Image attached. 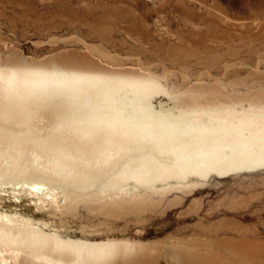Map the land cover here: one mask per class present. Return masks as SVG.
Listing matches in <instances>:
<instances>
[{"label":"rangeland","instance_id":"1","mask_svg":"<svg viewBox=\"0 0 264 264\" xmlns=\"http://www.w3.org/2000/svg\"><path fill=\"white\" fill-rule=\"evenodd\" d=\"M7 73L84 89L77 118L135 137L1 161L9 262L264 264V0H0Z\"/></svg>","mask_w":264,"mask_h":264},{"label":"bare ground","instance_id":"2","mask_svg":"<svg viewBox=\"0 0 264 264\" xmlns=\"http://www.w3.org/2000/svg\"><path fill=\"white\" fill-rule=\"evenodd\" d=\"M90 100L86 90L67 83L1 74L0 163L6 159L27 173L39 163H61L60 156L94 164L114 157L135 137L116 123L77 118ZM0 264L16 262L0 254Z\"/></svg>","mask_w":264,"mask_h":264}]
</instances>
